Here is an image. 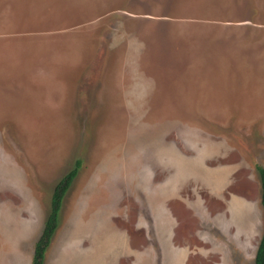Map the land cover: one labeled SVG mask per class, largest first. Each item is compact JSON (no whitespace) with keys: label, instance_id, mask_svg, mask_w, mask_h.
<instances>
[{"label":"rangeland","instance_id":"rangeland-1","mask_svg":"<svg viewBox=\"0 0 264 264\" xmlns=\"http://www.w3.org/2000/svg\"><path fill=\"white\" fill-rule=\"evenodd\" d=\"M254 264L264 0H0V264Z\"/></svg>","mask_w":264,"mask_h":264},{"label":"trees","instance_id":"trees-1","mask_svg":"<svg viewBox=\"0 0 264 264\" xmlns=\"http://www.w3.org/2000/svg\"><path fill=\"white\" fill-rule=\"evenodd\" d=\"M255 167L260 180V202L263 211V228L255 251L254 264H264V166L256 164ZM79 168L80 160L77 159L75 160L72 168L66 174H64L54 185L50 197L49 212L43 223L40 234L34 242L31 264H43V258L46 248L48 247L53 233L58 225V216L61 209L63 197L70 187L71 183L73 182L74 178L76 177Z\"/></svg>","mask_w":264,"mask_h":264},{"label":"crops","instance_id":"crops-1","mask_svg":"<svg viewBox=\"0 0 264 264\" xmlns=\"http://www.w3.org/2000/svg\"><path fill=\"white\" fill-rule=\"evenodd\" d=\"M36 241V240H35ZM34 246V245H33ZM33 251V248H32ZM31 257H32V252H31ZM30 264H31V259H30ZM43 264H44V258H43Z\"/></svg>","mask_w":264,"mask_h":264}]
</instances>
